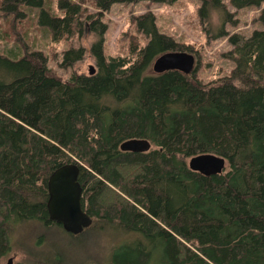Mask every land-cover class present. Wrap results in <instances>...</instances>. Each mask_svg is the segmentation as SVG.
<instances>
[{"label": "trees", "instance_id": "trees-1", "mask_svg": "<svg viewBox=\"0 0 264 264\" xmlns=\"http://www.w3.org/2000/svg\"><path fill=\"white\" fill-rule=\"evenodd\" d=\"M85 1L58 0V16L44 0H0L7 14L38 8L53 42L81 37L87 25L96 35L94 74L73 72L65 81L40 52L0 53V259L23 224L64 232L48 219L46 182L56 168L76 164L81 207L92 223L72 236L131 237L112 264H264V9L262 28L243 37L225 30L230 15L220 0H203L198 15L206 38H227L234 63L230 75L204 84L195 69L151 71L159 55L188 48L159 33L151 12L133 19L145 46L135 40L129 56L105 57V25L83 20ZM88 1L100 16L115 0ZM230 3L241 9L264 0ZM211 11L224 15L218 29ZM83 55V48L69 49L61 65ZM129 139L151 148L120 151ZM204 153L226 160L221 174L188 168L190 157ZM35 252L32 264H69L59 254L40 260Z\"/></svg>", "mask_w": 264, "mask_h": 264}, {"label": "rangeland", "instance_id": "rangeland-1", "mask_svg": "<svg viewBox=\"0 0 264 264\" xmlns=\"http://www.w3.org/2000/svg\"><path fill=\"white\" fill-rule=\"evenodd\" d=\"M51 13L60 16L57 9L58 0H44ZM210 1V0H209ZM212 1V0H211ZM210 1V2H211ZM203 0H115L106 12L100 16L94 3L86 0L83 7V20L99 19L105 25L103 33V54L105 57L129 56V46L135 40L145 46L148 38L137 28L133 19L151 12L155 17V25L159 33L171 37L179 45L188 47L182 50L195 57L194 76L206 84L230 75L234 63L226 53L231 49L227 38L208 41L200 22L198 10ZM226 8L230 19L224 24L229 34L237 33L249 37L254 30L262 28L259 15L264 3L258 7L241 9L231 5L230 0H220ZM19 16L0 11V53H16L19 55L40 52L45 57L51 72L61 80H67L75 72L88 75L89 67L96 70L95 60L90 54L91 44L96 35L86 26L81 37L75 35L69 39L53 42L49 30L39 25V9L20 6ZM222 16L218 11L210 13V23L214 29L222 24ZM215 32V30H213ZM83 48V57L71 66H62L63 53L69 49ZM188 161V160H187ZM46 240L41 243L42 237ZM11 249L0 264H6L12 258V264H32L30 253L39 254L40 260H51L56 253L69 264H112L111 260L119 248L130 243L131 237H118L113 233L86 234L80 239L53 228L44 232L33 223L17 227L11 237ZM30 252V253H29Z\"/></svg>", "mask_w": 264, "mask_h": 264}, {"label": "water", "instance_id": "water-1", "mask_svg": "<svg viewBox=\"0 0 264 264\" xmlns=\"http://www.w3.org/2000/svg\"><path fill=\"white\" fill-rule=\"evenodd\" d=\"M194 67L195 57L191 53L170 51L154 59L151 71L160 74L175 70L189 75ZM94 72L95 69L90 66L88 75H93ZM150 148V142L145 139H129L119 146L120 151L133 153H144ZM226 164L223 157L211 153L195 155L187 161L191 171L207 177L221 174ZM78 173L79 168L76 164H64L53 170L46 182L48 219L59 224L64 232L74 236L81 234L92 223V219L81 207L82 188L78 182ZM6 264H12V258H9Z\"/></svg>", "mask_w": 264, "mask_h": 264}]
</instances>
